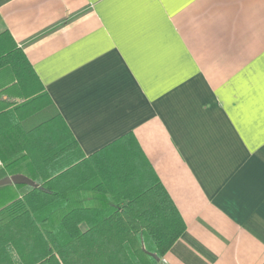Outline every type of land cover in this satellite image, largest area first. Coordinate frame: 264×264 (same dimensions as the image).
I'll return each instance as SVG.
<instances>
[{
  "label": "crops",
  "instance_id": "obj_1",
  "mask_svg": "<svg viewBox=\"0 0 264 264\" xmlns=\"http://www.w3.org/2000/svg\"><path fill=\"white\" fill-rule=\"evenodd\" d=\"M3 32L84 158L136 139L185 224L157 264H264V0H0Z\"/></svg>",
  "mask_w": 264,
  "mask_h": 264
},
{
  "label": "trees",
  "instance_id": "obj_2",
  "mask_svg": "<svg viewBox=\"0 0 264 264\" xmlns=\"http://www.w3.org/2000/svg\"><path fill=\"white\" fill-rule=\"evenodd\" d=\"M0 80V181L37 184L21 197L23 184L0 185V264H157L185 224L134 136L84 158L7 32Z\"/></svg>",
  "mask_w": 264,
  "mask_h": 264
},
{
  "label": "water",
  "instance_id": "obj_3",
  "mask_svg": "<svg viewBox=\"0 0 264 264\" xmlns=\"http://www.w3.org/2000/svg\"><path fill=\"white\" fill-rule=\"evenodd\" d=\"M4 184H23V185H30L31 187H37L36 184H34L30 179L26 178L22 175H16L12 177L5 178L0 181V185ZM152 257L158 261V258L152 254Z\"/></svg>",
  "mask_w": 264,
  "mask_h": 264
},
{
  "label": "built area",
  "instance_id": "obj_4",
  "mask_svg": "<svg viewBox=\"0 0 264 264\" xmlns=\"http://www.w3.org/2000/svg\"><path fill=\"white\" fill-rule=\"evenodd\" d=\"M0 166H1V162H0Z\"/></svg>",
  "mask_w": 264,
  "mask_h": 264
}]
</instances>
